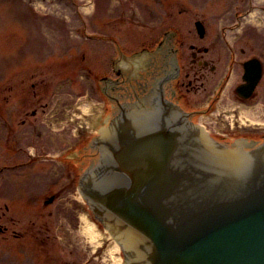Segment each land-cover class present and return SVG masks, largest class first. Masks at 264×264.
<instances>
[{
	"label": "flooded vegetation",
	"instance_id": "flooded-vegetation-1",
	"mask_svg": "<svg viewBox=\"0 0 264 264\" xmlns=\"http://www.w3.org/2000/svg\"><path fill=\"white\" fill-rule=\"evenodd\" d=\"M214 3L109 0L105 6L104 2V36L89 33L85 36L104 42V53L109 56L106 73L95 78L96 84L91 69L85 72L89 76L84 77L89 90L101 96L99 129L104 127V108L110 111L111 119L125 108H151L155 97L162 93L222 142L252 145L264 141V34L256 39H251L248 32L228 37V26L216 13L211 15L207 11ZM132 27L144 31L143 37L140 38L142 32ZM76 28L80 29L77 25ZM109 28H114L121 37L108 33ZM126 42L137 43L139 48L129 51L123 47ZM109 47L113 52L110 53ZM69 48L68 51H73L75 45L70 44ZM32 85L22 95L26 102L20 104V112L26 117L20 121L15 120L13 112L15 88L6 89L4 114L0 108L3 123L0 143H4L6 157L16 160L2 169L26 172L38 164L55 165L70 158V165L63 164L68 169L66 178L76 173L78 187L81 175L99 159L94 138L100 131L94 133L92 124L86 122L81 104L62 103L61 87L57 96L53 94V102L45 103V94L52 89V83L42 78ZM89 97L86 100L90 101ZM30 107L33 109L29 113ZM62 143L69 144L67 150H61ZM29 144H33L32 149ZM56 197L47 196L45 203L54 202ZM4 215L5 212L0 213V218Z\"/></svg>",
	"mask_w": 264,
	"mask_h": 264
},
{
	"label": "water",
	"instance_id": "water-1",
	"mask_svg": "<svg viewBox=\"0 0 264 264\" xmlns=\"http://www.w3.org/2000/svg\"><path fill=\"white\" fill-rule=\"evenodd\" d=\"M94 146L79 190L124 264H264V142L221 143L160 93Z\"/></svg>",
	"mask_w": 264,
	"mask_h": 264
},
{
	"label": "rangeland",
	"instance_id": "rangeland-1",
	"mask_svg": "<svg viewBox=\"0 0 264 264\" xmlns=\"http://www.w3.org/2000/svg\"><path fill=\"white\" fill-rule=\"evenodd\" d=\"M210 1H215L209 5L214 9L208 7L207 11L211 15L216 13L228 26V37L248 32L251 39H256L264 34V0ZM104 2L108 6L109 0H0V108L3 114L6 89L15 88L13 112L15 120L20 121L26 117L20 112V104L26 102L22 95L28 93L33 82L46 78L52 83V89L45 94L43 102L52 103L61 87L62 103L81 104L86 112L84 118L92 124L93 131L102 125V118H98L102 111L101 96L89 90L84 77L89 76L85 72L91 69L93 84H96L95 78L106 73L109 66L104 42L85 37L87 33L99 38L104 36ZM76 25L80 28L78 31ZM132 28L142 32L140 38L143 37L144 31ZM113 29L109 28L108 33H118L120 38L121 34ZM70 44L75 45L73 51H68ZM123 47L129 51L139 48L132 42L124 43ZM58 71L67 74H50ZM85 96H90V101ZM89 105L93 109L91 115H88ZM108 115L110 111L104 108V124ZM68 145L62 143L61 150H67ZM29 146L33 148V144ZM4 149V143H0V213L5 212L0 225L3 229L7 227L0 232V264H115V256L122 264L124 256L118 242L95 219L78 192L76 173L66 178L68 169L63 164H69L70 158L61 159L55 165L38 164L26 172L13 171L2 169L16 160L6 157ZM51 195L57 196L54 202L45 203ZM85 217L96 224L101 234L93 237L88 233ZM115 245L119 249L114 256L111 250Z\"/></svg>",
	"mask_w": 264,
	"mask_h": 264
},
{
	"label": "bare ground",
	"instance_id": "bare-ground-1",
	"mask_svg": "<svg viewBox=\"0 0 264 264\" xmlns=\"http://www.w3.org/2000/svg\"><path fill=\"white\" fill-rule=\"evenodd\" d=\"M136 64H138V62H135ZM124 67L126 68V64H123ZM85 224H86V230L88 231V233H90L93 237H97L99 234H101L99 231V229L97 228L96 224H94L92 221L88 220L86 217H85ZM111 234V233H110ZM112 235V234H111ZM112 238H114L116 240V236L115 235H112ZM119 247L118 245H115L113 248H112V254H114L115 256V253L118 251ZM115 264H121L119 259L116 258L115 256Z\"/></svg>",
	"mask_w": 264,
	"mask_h": 264
}]
</instances>
